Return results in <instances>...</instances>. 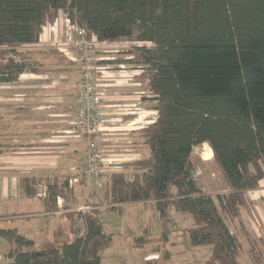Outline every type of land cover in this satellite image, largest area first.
I'll return each mask as SVG.
<instances>
[{
  "label": "trees",
  "instance_id": "1",
  "mask_svg": "<svg viewBox=\"0 0 264 264\" xmlns=\"http://www.w3.org/2000/svg\"><path fill=\"white\" fill-rule=\"evenodd\" d=\"M59 11L100 42L149 43L130 46L125 60L142 67L156 117L140 129L147 155L125 166L130 173L109 175L108 205L71 213L81 218V234L35 247L15 229L0 228L11 243L6 264H100L111 242L102 211L145 202L162 216L170 207L188 214L187 241L210 247L207 264H239L240 251L258 263L264 241L244 228L242 215L251 212L249 191L264 181V0H0V82L36 71L18 48L37 43ZM203 143L228 186L215 197L193 177L190 156ZM66 185L47 183V211L57 210ZM167 235L163 226L161 238Z\"/></svg>",
  "mask_w": 264,
  "mask_h": 264
},
{
  "label": "crops",
  "instance_id": "2",
  "mask_svg": "<svg viewBox=\"0 0 264 264\" xmlns=\"http://www.w3.org/2000/svg\"><path fill=\"white\" fill-rule=\"evenodd\" d=\"M18 49L28 52L26 61L36 71L27 70L13 82H0V228L15 229L30 238L35 247L47 241L67 242L57 240L60 238L62 222L69 221L72 225L75 223L73 221L81 219L72 212L89 211L95 207L104 209L108 204L106 200L105 205L101 202L99 194L104 196L109 175L114 172L130 173L131 168L125 166L147 155V146L140 129L155 120V103L144 88L142 67L126 62L125 59L129 57L125 52V57H107L108 60L98 61L107 67L108 74L107 78L98 82V89L102 92L99 134L106 166L100 175L87 178L83 172L86 142L80 137L76 125L74 84L79 77L76 64L54 42L50 44L49 39L43 38L41 42L38 40L37 43L25 44ZM83 175L86 178L84 180ZM66 180L67 196H58L57 210L47 211L44 202L47 183L56 182L59 186ZM76 186H83L86 190L83 203L73 198ZM262 186L264 181L259 182L258 187ZM256 189L249 191L250 198L253 202L259 200L264 204V191L258 193ZM90 192L94 196L92 202L87 200ZM33 198L41 199L42 206L36 212H20L24 200ZM150 203L154 204H136ZM35 216L42 218L40 222L43 226L41 234H34L40 235V240L36 241L34 236H29L28 224L23 228L15 224L18 218ZM249 216L254 218V223L250 221L251 231L248 232L264 241L263 218L262 222L257 220L252 208ZM45 220L53 221L52 228L47 231L44 230ZM242 222L244 225L243 219ZM161 224L163 226V222ZM162 229L155 234L145 226L139 228L137 233L131 232L130 228L124 230L127 236L123 237V241L118 238L119 241L115 242L120 246L118 253L113 251L110 254V264H156L160 260H164L162 264H200L199 258L205 257L206 249L187 246L186 251H181L176 248V242H170V231L165 240L161 238ZM146 233L151 234L150 241L136 246L134 240ZM46 234L52 235L53 240L46 239ZM110 235L112 240L113 235ZM111 242L101 252L100 264H103L105 252H110ZM168 243L171 246L167 249ZM10 248L11 243L0 236V264L7 263L6 254ZM186 255L191 260L183 259ZM209 256L210 252L202 260L204 264H207ZM262 259L264 254L261 255Z\"/></svg>",
  "mask_w": 264,
  "mask_h": 264
},
{
  "label": "rangeland",
  "instance_id": "3",
  "mask_svg": "<svg viewBox=\"0 0 264 264\" xmlns=\"http://www.w3.org/2000/svg\"><path fill=\"white\" fill-rule=\"evenodd\" d=\"M61 13V14H60ZM57 16V19L55 20V23L49 22L48 25H44L45 29L42 30L40 33V38L49 39V43H53V32L54 37L56 38L55 45L63 44V42L66 40L67 35H62L59 40V33L60 28H63V30L66 29L65 26V15L63 12H60ZM54 27V31L50 28ZM41 42V41H39ZM132 45H149V43H142V42H130V41H121V42H112V43H105V44H99L96 48L97 56H103V57H113V58H122L125 57L126 54H124L125 51L128 50V48ZM191 162H192V170H193V177L196 180L198 186L208 194H211L213 197H215L217 194H222L227 192L228 186L224 179V175L220 168L217 166L215 161L213 160V155L211 152V149L207 143H203L201 145H197L193 148L191 156H190ZM84 175L87 178H91L94 176H87L85 174V170L83 169ZM83 175V177H84ZM82 177V178H83ZM83 178L86 179V178ZM83 180L81 182H83ZM85 182V181H84ZM256 191H259L258 193H263L264 186L262 188L258 187ZM74 200H78L79 203H83L86 190L83 186H76L74 189ZM258 196V194H255ZM67 196V195H66ZM255 196V197H256ZM99 197L101 199V202H104L102 195L99 194ZM72 198V197H71ZM87 200L94 201V196L90 194L87 197ZM258 202H250V207L252 208V211L254 212L256 219L262 222V218L264 220V204L263 202L257 200ZM21 202V200L19 201ZM87 203V201H85ZM89 204V203H88ZM40 205L42 206V201L39 198H33V200L25 199L24 204L20 207V212L23 213H30V212H36L38 210V207L40 208ZM85 211V210H83ZM250 214V213H249ZM247 213H243L242 219L245 222V227L247 231H251L249 228L250 221L254 223V218L249 216ZM262 217V218H261ZM40 219H42L39 216H35L32 218H18L15 222V224L18 226V228H23L24 225L28 224L30 229V235L34 236L35 241L40 240V235L35 236L34 234H41L40 230L43 228L41 226ZM71 223L69 221H63L60 225V238L57 239L59 241H68L73 236L77 234H81L83 231V223L80 220H75ZM100 222L103 230L106 233L112 234V240L113 244H111L110 252L103 255V264H110V254H113V251L119 250V244H115L119 241L118 238H121V241L124 240V238L127 236V232H124V230L128 231V228H130L131 232L137 233V230L141 228L142 226H145L149 228V230L155 234L161 231V228L165 230L170 231L171 239L170 242H176V245L179 250L186 251L187 246L189 243H187V229L192 226V219L188 214H181L179 212H176L172 207L168 208L166 212L164 213V216H162L161 211L157 208L156 204H125L120 209L115 210H103L100 214ZM163 222V226L162 223ZM228 226L231 228L232 223H230L229 220H227ZM262 225V224H260ZM53 221L52 220H45V226L44 230L47 231L48 228H52ZM57 227V225H56ZM21 234V233H20ZM159 235V234H158ZM156 236V235H155ZM124 237V238H123ZM46 239L53 240L52 235L48 236L45 235ZM185 241V243H184ZM112 243V242H111ZM170 244H167V249L170 248ZM174 246V245H173ZM189 248H204L206 249V255L205 257L200 256L199 263L204 264L202 260H205L210 252V247L208 245L204 246H191ZM262 253L261 255H263ZM186 260H191L190 256L187 257V255L183 258ZM258 263H254L248 259L246 254L243 251H240L239 256V264H264V259L261 260V257L258 258ZM167 260H165L166 262ZM129 262V261H128ZM164 260L157 261L156 264H162ZM172 263V262H169Z\"/></svg>",
  "mask_w": 264,
  "mask_h": 264
},
{
  "label": "built area",
  "instance_id": "4",
  "mask_svg": "<svg viewBox=\"0 0 264 264\" xmlns=\"http://www.w3.org/2000/svg\"><path fill=\"white\" fill-rule=\"evenodd\" d=\"M65 17L66 29L60 28L59 40L64 34L67 37L63 44H60L61 47L59 44L56 46L76 64L79 71L74 89L77 107V130L80 137L86 142L84 170L87 176H98L106 166L99 134L102 92L98 89V82L108 77L107 67L99 64L98 61L109 58L97 56L96 48L99 44L107 42L98 41L93 34L88 36L82 27L72 22L66 15ZM52 23L56 24L55 21ZM44 29L45 26L42 30L44 31ZM50 29L54 31V27ZM42 39L39 36L38 40L42 41ZM56 41L53 32V42L56 43ZM254 195L252 197L255 198Z\"/></svg>",
  "mask_w": 264,
  "mask_h": 264
}]
</instances>
